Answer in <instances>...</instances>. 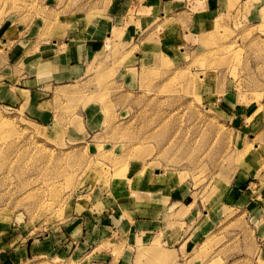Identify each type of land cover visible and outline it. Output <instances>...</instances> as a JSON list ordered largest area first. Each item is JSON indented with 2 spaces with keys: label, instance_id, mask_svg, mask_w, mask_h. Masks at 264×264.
Masks as SVG:
<instances>
[{
  "label": "rangeland",
  "instance_id": "374dc122",
  "mask_svg": "<svg viewBox=\"0 0 264 264\" xmlns=\"http://www.w3.org/2000/svg\"><path fill=\"white\" fill-rule=\"evenodd\" d=\"M195 1L0 0L9 85L34 73L30 42L107 26L83 78L43 89L50 120L0 99V264H118L131 246L118 214L154 211L162 230L206 227L201 264H264L253 211L264 213V0H222L201 28ZM167 245L138 239L136 261Z\"/></svg>",
  "mask_w": 264,
  "mask_h": 264
},
{
  "label": "crops",
  "instance_id": "0c3cea01",
  "mask_svg": "<svg viewBox=\"0 0 264 264\" xmlns=\"http://www.w3.org/2000/svg\"><path fill=\"white\" fill-rule=\"evenodd\" d=\"M142 1L154 6L157 5V0ZM221 2L222 0H196L195 4H200L202 9L201 12L192 14L194 27L201 28L203 23L212 21L215 15H218L217 11ZM213 4L215 7H212ZM127 5L128 3L122 2L120 7L125 11ZM123 18V16H118V21H123ZM139 21L141 22V19H139ZM119 28L120 27L117 29ZM123 33V38H125L126 41H130V39L133 38L132 34L138 33V31L133 30L131 32L127 27L124 29ZM106 34L107 26L105 22H102L98 25L85 26L78 31H75L74 27L66 29L63 32V38L60 42L52 40L51 44H49V42H42L41 44L35 40L32 42L29 41L31 47L40 46L41 48V53H32L28 51L26 54V56L31 57L32 54H34L32 57L34 58V63L30 62L29 64L32 65L27 67L29 70H32V73H34L20 75L18 77L17 85H9L4 81L0 82V99L9 103H11V101L13 102L12 99H14L15 101L13 103H18L19 105L24 104L25 110L34 114L35 118L41 121L50 120V112L53 111V105L55 102L53 94L50 99L46 98L48 92H44L43 89L52 88L51 90L54 93L57 88L64 89L67 86H72L75 81L83 78L90 63L100 51V47L102 48L103 44L101 40L106 37ZM28 43L26 42L23 46L25 48L29 47L30 45ZM147 62L148 61H145L144 63ZM132 64L138 65L137 67H134L137 70H140V68L142 69V66L140 65L143 64L141 57H136V60L133 61ZM152 67L153 65L151 63L148 68ZM131 69H133V67L129 66L118 68V70H120L119 72L122 74H130ZM44 103H48L49 106L40 107V105ZM95 109L96 108H93L92 106L89 108V111L93 112ZM238 186L240 187L241 185ZM244 194H248V192H245ZM248 202L250 204L255 203L250 199ZM253 211L258 215V218H255V221L259 224V239H262L260 254L264 255V213L261 211V206L257 205H253ZM159 212L160 211H158V213ZM161 223H163V221L159 218V215H155V211L154 214L148 215L144 219L141 218V220L134 218V216H130L129 218L122 217L118 214V226L123 227V229L126 230L124 231L127 233L126 240H131V246H126L121 249L118 256V264H201L200 260L196 258L194 259L198 254L195 245L204 235L203 232L200 233V230L206 227L196 224L192 231L184 233L180 231L162 230L160 228H163ZM139 226L142 228L141 231ZM134 228L136 229L133 232ZM121 238L122 237L118 239V245L122 243ZM138 239L148 241V245H151L153 241L158 239L161 242H166L168 247L173 248L167 247L168 251L165 253L159 248H153L154 250L151 254L152 247H147L146 258H142L141 262H137V251L134 250L133 246ZM171 251L174 252L171 253ZM160 254L163 257L159 258ZM164 259L166 261H164ZM162 261L164 262L162 263Z\"/></svg>",
  "mask_w": 264,
  "mask_h": 264
}]
</instances>
